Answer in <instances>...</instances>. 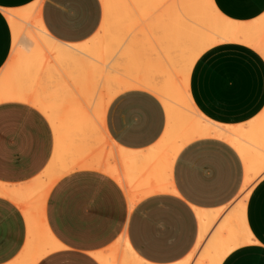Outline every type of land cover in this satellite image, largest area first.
<instances>
[{
    "label": "crops",
    "instance_id": "obj_1",
    "mask_svg": "<svg viewBox=\"0 0 264 264\" xmlns=\"http://www.w3.org/2000/svg\"><path fill=\"white\" fill-rule=\"evenodd\" d=\"M36 1L0 0V74L13 45L5 11ZM214 3L225 17L242 23L264 14V0ZM41 9L47 31L66 43L91 38L103 18L101 0H42ZM193 67L190 92L208 118L233 125L253 119L264 109V58L253 48L223 43L205 51ZM105 125L116 144L144 152L163 135L166 111L154 94L127 90L108 105ZM53 150V130L41 111L21 101L0 102L1 183H30L45 170ZM244 180L241 156L216 138L185 145L173 164V191L150 194L134 206L110 175L76 170L60 178L48 193L46 224L56 247L36 264H102L96 254L110 252L122 236L152 264L183 261L200 235L196 209L229 207L242 193ZM25 218L13 200L0 196V264H14L23 255L28 240ZM246 221L257 239L264 236V177L249 196ZM220 264H264V242L241 245Z\"/></svg>",
    "mask_w": 264,
    "mask_h": 264
},
{
    "label": "bare ground",
    "instance_id": "obj_2",
    "mask_svg": "<svg viewBox=\"0 0 264 264\" xmlns=\"http://www.w3.org/2000/svg\"><path fill=\"white\" fill-rule=\"evenodd\" d=\"M101 2L103 18L98 31L91 38L79 43L62 42L47 31L41 16L42 0L18 10H6L13 34L11 52L14 53L15 59L19 60V65L15 69L4 68L0 74V102L11 99L22 101L17 98L19 94L25 97L22 99L27 98L26 100L29 101V94L34 91L36 96L32 93L31 102L35 104L34 107L36 106L38 110L41 108L40 111L47 115L54 134V150L47 165L53 168L51 172L54 174L58 167L66 170L70 162L80 159V156L82 158V155L84 158L87 145L90 155L92 154V157L88 155L89 159H94L93 157L97 155L99 157L101 149L100 159L102 160V155L106 158L103 146L99 147V152L95 154L91 152L94 145L90 146L89 142L92 140L95 147L99 145L97 142L102 143L101 138L106 139L107 144L113 142L112 139L107 142V138L110 139L107 137L109 135L104 136L106 134L102 133L105 128V116L102 114L103 129L100 127L102 124L98 125L93 120L99 109L95 102L101 100L97 95L104 88L110 91L108 105L114 97L133 86L136 88L140 85L154 95L158 94L166 111V127L159 141L144 152L131 151L117 144L115 154L112 142L109 144L112 145L115 164L117 159L124 164L128 172L125 176L120 175L122 172L119 174L120 171L116 170V166L112 169L117 173L115 170L107 173L124 188L130 206H134L150 194L173 191V164L185 145L202 138H216L230 144L239 153L245 166L242 193L229 207L214 210L196 209L200 222L198 241L187 258L175 263L220 264L233 249L247 244L248 233L251 232L246 221V209L252 189L264 177L262 175L264 173V109L245 123L230 125L216 122L204 115L194 103L190 92V76L197 59L205 51L223 43L249 46L264 58V14L251 22L242 23L225 17L216 7L214 0H101ZM34 5L37 6L31 11ZM35 30L46 37L50 50L58 62L65 67L75 93H72V87L70 90L65 81L55 78L53 72L46 68L44 59L38 51L39 47L30 39ZM141 45L148 50V55L145 53L148 57L146 61L141 60L143 56H139L146 51L143 49L142 52H137ZM164 61L176 68L184 85H180L178 78L174 80L164 71ZM9 70L10 75L7 76ZM171 75L173 76V73ZM157 79L160 80L157 82ZM129 80L137 83L132 84L131 81L128 83ZM24 91L29 93L26 94ZM34 97L38 99V105L33 103L36 99ZM92 98L95 102L90 104ZM100 112H103V108ZM97 134L100 137L103 135L100 138ZM99 138L101 140H98ZM103 143L102 145L105 146L106 143ZM109 156L107 158H111ZM87 157L84 158V163H87ZM96 159L99 161V158ZM96 159L95 161L98 162ZM101 160L99 163H94L98 164L97 167L102 163L100 169L103 165ZM84 163L79 164L77 169L82 168L80 165ZM76 165L78 166V163ZM111 165L113 166V163ZM104 168L106 167H103V170ZM107 168L110 169L109 164ZM141 172H144V189L138 191L137 187V192L141 193L143 190L144 197L140 196L141 199L138 200L137 196L136 200V191L133 193L130 190L135 186L129 185L128 188V181L129 183L134 181L136 186L139 182L141 184V175V179L139 177L138 181L137 178L134 180ZM63 173L65 175L66 172ZM60 175L53 181H58L56 179H60L63 174ZM54 183L51 181V184ZM51 184L46 186L43 184V186L50 188L48 185ZM45 189L43 188L44 192H48V189L46 191ZM40 190L39 193L43 191ZM4 191L0 189V196H9ZM22 194L24 193L21 192ZM41 194L40 198L43 196ZM33 195L36 197L35 194ZM33 197L31 198L36 201ZM31 198H28L29 201H32ZM40 200H37L40 202L35 208L37 213L41 212L36 209L40 207L42 210L43 207L40 205L42 199ZM29 201H27L28 206L32 205L30 211H27L28 207L22 205L24 207L22 208L20 205L22 211L26 213L28 240L23 255L14 264H36L48 251L56 247V242L46 224V216L44 215L43 223H40L41 218L31 213V211L35 212L31 207L36 203ZM35 217H37L36 221ZM96 257L102 264H152L142 259L124 236L118 239L110 252L96 254Z\"/></svg>",
    "mask_w": 264,
    "mask_h": 264
},
{
    "label": "rangeland",
    "instance_id": "obj_3",
    "mask_svg": "<svg viewBox=\"0 0 264 264\" xmlns=\"http://www.w3.org/2000/svg\"><path fill=\"white\" fill-rule=\"evenodd\" d=\"M35 6H37V5H34V7L31 8V11H33V10L35 9ZM32 34H33V35L31 36L30 39H31L32 41L36 42L37 47H39V48H38V51L40 52L42 59H44V64H46V68H47V69H50V70L53 72L52 74H53V76H54L55 78H58V79H60V80H62V81H65L66 84L68 85V87H70V90H71V87H72V90H71V91H72V93H75V92L73 91V85L71 86L72 81L70 80V78H69L68 75L66 74L65 67H64L60 62H58V60H57L56 57L54 56L53 52L50 50V48H49V44H48V42H47V40H46V37H45L44 35L40 34V33H39L38 31H36V30L33 31ZM143 49H144L146 52L143 53V52H142ZM139 51L142 52V54H139V56H143V57H141V58H143V59H141V60L146 61V60L148 59V57H147V55H148V50L146 49V47H144V45H143V46L141 45V46L138 48V51H137V52L140 53ZM145 53H146L147 55H145ZM149 53H150V52H149ZM164 64H165V65H164ZM18 65H19V60H18V59H15V57H14V53L11 52V53H10V56H9V58H8V61H7L6 65H5V68H12V69H15L16 67H18ZM167 65H168V66H167ZM170 67H171V68H170ZM163 68H164V71H165L167 74H169L174 80H177V78H178L179 80H177V81H178V83L181 82L180 85H181V84L184 85L183 80L180 78V74L178 73V71L176 70V68L173 67V65L171 66L170 64L167 63V61H166V63H165V61H164V62H163ZM172 69H173V70H172ZM171 70H172V72H171ZM169 71H170V72H169ZM171 73H173V76L171 75ZM175 74H177V75H175ZM8 75H10V70H9V72L7 73V76H8ZM174 75H175V76H174ZM159 80H160V79H159ZM159 80L157 79V82H158ZM130 81H131V80H129L128 83H129ZM132 81H133V80H132ZM132 81H131L132 84H134V83L136 82V81H135V82H132ZM136 83H137V82H136ZM139 84H141V83H139ZM139 84H138V85H139ZM127 85H128V84H127ZM141 85H142V84H141ZM143 86H144V85H143ZM133 87H134V86H133ZM133 87H132V88L129 87L130 89H129V88H128V89L126 88L125 91H127V90H132V89H141V90L148 91L146 88H143L142 86H141V87H142V88H141L140 85H139L140 88H139V87H136V86H135L136 88H133ZM145 87H146V86H145ZM104 90H106V91H104ZM125 91H124V92H125ZM24 92H26V91H24ZM30 92H31V91H30ZM104 92H105V94H104ZM109 92H110V91H109ZM109 92H108L107 89L104 88V89L100 92V94L97 95V97L99 96V98H101V100L97 98L98 101H101V102L104 103V99H106V100H105V103H104L105 105L102 104V103H100V102H98L97 99H96L97 102H95V101H94V98H92L93 101H92V100L89 101L90 104H92L93 102H95V105L97 104V106H98V108H99V109H98V112L96 113V115L93 116V118H94L93 120L96 121V122L98 123V125L102 124V125H100L101 129L104 128L103 120H104V118H105L104 116L106 115V111H107V108H108V102H109L108 99H110V93H109ZM148 92H150V91H148ZM28 93H29V91L26 92V94H28ZM32 93H34L33 90H32V92L29 94V98H28L29 101L26 100L27 98H26V99H22V98H25V97H24V96L22 97L21 94H19L21 97L19 96V97H17V98H18V100L21 99L22 101H23V100L27 101V104H29V102H30V105H31V104H32L31 99H33V94H32ZM101 93H103V94H101ZM150 93H151V92H150ZM34 94H35V93H34ZM152 94H153V93H152ZM155 94H156V93H155ZM31 95H32V96H31ZM105 95H106V96H105ZM34 96H36V94H35ZM76 96H77V95H76ZM102 96H103V98H102ZM107 96H108V97H107ZM155 96H156V95H155ZM157 96H159V95L157 94ZM27 97H28V95H27ZM77 97H79V96H77ZM95 97H96V96H95ZM159 97H160V96H159ZM159 97H158V98H159ZM19 98H20V99H19ZM34 98H36V97H34ZM79 98H80V97H79ZM15 99H16V98H15ZM80 99H81V98H80ZM159 99H161V97H160ZM11 100H12V99H11ZM37 100H38V99L36 98V99H35L36 102L34 101L33 103H36V104H37V102H38ZM81 100H83V99H81ZM7 101H8V100H7ZM15 101H17V100H15ZM22 101H21V102H22ZM160 101H161V100H160ZM23 102H24V101H23ZM83 102H84V100H83ZM161 102H162V101H161ZM24 103H25V102H24ZM82 104H83V103H82ZM90 104H89V105H90ZM32 105H33V104H32ZM34 105H35V104H34ZM34 105H33V106H34ZM37 105H38V104H37ZM102 105H103V107H102ZM37 107L39 108V106H37ZM35 108H36V106H35ZM86 108H87V107H86ZM102 108H103V112H104V113H103V112H100V110H101ZM104 108H106V109H104ZM40 110H41V108L39 109V111H40ZM104 110H105V111H104ZM98 113H100V114L98 115ZM102 114H103L104 116H102ZM44 115H45V114H44ZM97 115H98V116H97ZM45 116L47 117V115H45ZM99 116H100V117H99ZM103 117H104V118H103ZM96 118H97L98 120H97ZM47 119L49 120L48 117H47ZM102 119H103V120H102ZM94 121H93V123H94ZM98 121H99L100 123H99ZM104 122H105V121H104ZM49 123H50V121H49ZM95 124H96V123H95ZM102 126H103V127H102ZM96 127H97V126H96ZM97 128H99V127H97ZM96 130H97V129H96ZM103 130H104V132H102V133H105V134H106V135H104V136L109 135V134L107 133V131H106V130H107V129H106V125H105V128H104ZM103 130H102V131H103ZM99 131H100V130H99ZM95 132H96V131H95ZM96 133H97V132H96ZM99 134H100V133H99ZM93 135L95 136V134H93ZM97 135H98V134H97ZM102 135H103V134H102ZM102 135H101V137H102ZM94 136H93V139H94ZM98 136H99V135H98ZM99 137H100V136H99ZM101 137H100V138H101ZM107 137H109L110 139H108ZM107 137H106V138H107V142H108V141L110 142L112 138L110 137V135L107 136ZM100 138H99L98 140H101V139H102V140H103L102 143H103V142L106 143V139L104 140V138H101V139H100ZM93 141H94V140H93ZM95 141H96V140H95ZM89 142H90V146L94 145V148H93V149L91 148V152H92V153H95V154H96L97 152H99L100 149L98 150V148H99V147L101 148V147L103 146V147H102V148L104 149L103 153H105L104 155H105L106 158H103L104 156L102 155V157H101L102 160L100 159V156H101V154H102V152H101L102 149H101L100 152H99V153H101L100 156L98 157V155H97V156L93 157L94 159L90 158V159H91V160H90V159H89V156L92 157V154L90 155V149H89V147H88V145H87V148H88V149H87V148H86V149L89 150V151L85 150V152H84V153H85L84 158L87 157V156L89 155V156L87 157L88 159L86 160L87 163H88V160L90 161V162L88 163L89 165H88L86 162H85V163L83 162L86 158L84 159V158H83V155H82V158H81V156H80V159H79V158L76 159L77 162H76V160H75L73 163L70 162V165H69V164L67 165L68 168L65 167V168H67L66 170H63L64 168H62V170H61V169H59V167H58V169H56V170H57V171L61 170V171H59L58 173H55V172H57V171H55L54 174H53V173H52V172H53V170H52L53 168L51 169L50 167L47 166V168H45V170H44L45 173L42 172V174H40L39 177H37L35 180L31 181L30 183H25V184H20V185H8V184H3V183L1 184V183H0V184H1V185H0V189H1V191H2V190H3V191L5 190L4 192L7 193V194L9 195V196H6V198H9V199H11V200H13V198H14L13 201H14L19 207H20V205H21L22 208H24V207L27 208V207H28L27 211H30L29 208H30V206H32L31 204H30V206H28V202H27V201H29V199H30L31 197L34 196L33 194H35V196H36V194L38 193L37 196H36V197H33V198H34V199L36 198V201L42 199V203H40V205H43L42 210L40 209V207H39L40 211H39V209H36V210H38V212H41V213H37V212L35 211L36 205L38 204V206H39V202H40L41 200L36 202V201L33 200L32 198H31L32 201H34L36 204L34 203V204H35V205H33L34 207H31V208H33V211H35L36 213H35V212H32V211H31V213H34L35 215L37 214L38 216H37V215H36V216H37L39 219L41 218L40 223H43L42 221H43V219H44V215H45V205H46V200H47L46 196H48V193H49L50 189L53 187V186H51V185H53V184H51V181H52V183H53V182L56 183L57 181H53V180H55V178H58L60 174H61V175L63 174L62 176L60 175V176H61L60 178H62L63 176H65V175H67V174H69V173H72V172H74V171H76V170H78V169H79V170H82V169H92V170H97V171H98V168L101 166L102 163L100 164L99 167H97L98 164L95 165L94 163H99V161L101 160V162L103 161V165H104V166L102 165L101 169L99 168V169H100V170H99L100 172H103V173H105V174H106L107 172L109 173V172H111L112 170H115V169H112V168H115V167L117 166L116 170L119 169V170H118V172L120 171L119 174L122 172L120 175H122V174H123V176L126 175V173L128 172V170H127V168L124 166V164H122V163H121L120 161H118L117 159H116V162H117L116 164H117V165L115 164V159L113 158V153H112V151H111V150H112V147H111L112 145H113L114 154H115V151L117 150V144H116L114 141H113V142L111 141L112 143L110 142V143L112 144L111 146L109 145L110 143H109V144L106 143L107 145H106L105 143H103V144H105V146H104V145H102V143L100 144L99 142H97L99 145H97L96 147H95V144L92 142V140L89 141ZM89 142H88V143H89ZM91 142H92L93 144H91ZM88 143H87V144H88ZM97 143H96V144H97ZM114 144H115V145H114ZM115 146H116V147H115ZM106 147H108V148L105 149ZM114 147H115V148H114ZM109 149H110V151H109ZM115 149H116V150H115ZM93 150H94V151H93ZM105 151H106V152H105ZM86 152H87V154H86ZM84 153H83V154H84ZM93 155H94V154H93ZM109 155H110L111 158H113V159H111V158H107ZM110 156H109V157H110ZM96 157L99 158V161H98V159H96ZM95 159H96L98 162H96ZM106 159H107V160H106ZM81 160H82V161H81ZM92 160H93V161H92ZM105 160H106V162H105ZM94 161H95V162H94ZM108 161H109V162H108ZM92 162H93V163H92ZM118 162H119L120 164H119ZM71 163H72L73 166L71 165ZM77 163H78V166L76 165ZM82 163H84L83 165L86 164V165H85L86 167L83 166V165H80V166H82V168L80 167V168L77 169V167H79V164H82ZM91 163H92L93 167L91 166ZM112 163H113V166L111 165ZM108 164H109V168H110V166H112V167L110 168L111 170L107 168V167H108ZM119 165H121V166H119ZM69 166H72V167H69ZM75 166H76V167H75ZM89 166H90V167H89ZM84 167H85V168H84ZM103 167H106V168H104V170H103ZM124 167H125V169H124ZM72 168H73V169L76 168V170L73 171ZM120 168H122V169H120ZM46 169H48V170H46ZM49 169H51V170H49ZM69 169H70V170H69ZM102 170H103V171H102ZM105 170H107V171L104 172ZM116 170H115V171H116ZM48 171H49V172H48ZM51 171H52V172H51ZM68 171H69V172H68ZM115 171H113V172H115ZM61 172H62V173H61ZM63 172H66L65 175H64ZM113 172H112V173H113ZM43 173H44V174H43ZM50 173H51V174H50ZM108 173H107V174H108ZM116 173H117V171H116ZM47 174H48V175H47ZM43 175L45 176L44 178H43ZM140 175H141L142 179H141ZM40 176H42V178H40ZM49 176H50V178H49ZM52 176H53L54 178H53ZM143 176H144V172H143V173L141 172V173H139V174L137 175V177L134 178V180L137 178L136 181H138L139 177H140V179H141V184H139V183H140V182H139V183H137V186H136V183H134V181H130L131 184H130L129 181H128V188L130 187L129 185H134V186L136 187V188H135V187H132V189H130V190L133 191V193L136 191L135 194H136V193H137V194H136V195L134 194V195H135V198L138 196V197H137L138 200L141 199L142 197H144V195L142 194V191H143V190H141V193H140V192H137V187H138V191H139L140 189H144V184H143V183H144V179H143ZM47 178H49V179H47ZM37 179H38V180H37ZM36 180H37V181H36ZM42 180H43V181H42ZM56 180H59V179H56ZM47 181H48V182H47ZM44 182H45V183H44ZM38 183H40V184H38ZM46 183H47V184H51V185H48V187L50 186V188L45 187V186L47 185ZM55 183H54V184H55ZM132 183H133V184H132ZM41 184H42V186H41V187H42V190H43V188H44V189H45V188L48 189V192H47L46 189H45V191H46L47 193L44 192V190H43V191L40 190V188H41L40 185H41ZM43 184H44L45 186H43ZM31 185H32V186H31ZM38 185H39V186H38ZM138 185H139V186H138ZM13 186H14V187H13ZM15 186H16V187H15ZM140 186H141V188H139ZM3 187H4V188H3ZM21 187H22V188H21ZM35 187H36L37 189H36ZM15 188H16V189H15ZM28 188H29L31 191H32V190H33V191H32V192L29 191ZM133 188H135V189H133ZM35 189H36V190H35ZM11 190H13L14 192L11 191ZM16 190H17V191H16ZM39 190L42 191V192H44V193H43V194H41L42 192L39 193V192H38ZM19 191H20V192H19ZM16 192H17V193H16ZM21 192L24 193V194L21 195ZM15 193H16V194H15ZM143 193H144V191H143ZM18 194H19V196H17ZM29 194H31V195H29ZM40 194L43 195L41 198L39 197ZM139 194H140V195H139ZM11 195H12V196H11ZM140 196H141V198H140ZM2 197H5V196H2ZM17 197H20V198H17ZM25 197H26V198H25ZM43 197L46 198V199H44ZM28 198H29V199H28ZM137 198H136V200H137ZM17 199H18V200H17ZM22 199H23V200H22ZM24 199H25V200H24ZM43 199H44L45 201H44ZM15 200H16L17 202H16ZM25 201H26L27 203H26ZM32 201L30 200L29 202L32 203ZM43 201H44V202H43ZM24 203H26L27 206L24 205ZM43 203H44V204H43ZM22 205H23L24 207H23ZM22 210H23V209H22ZM25 210H26V209H25ZM43 210H44V211H43ZM23 212H24V211H23ZM28 213H29V212H28ZM24 214L26 215L25 212H24ZM29 214H30V213H29ZM39 214H40V215L42 214V215H41L42 217H41ZM39 216H40V217H39ZM45 216H46V215H45ZM37 217H35V219H34L35 221H36ZM37 221L39 222V220H37Z\"/></svg>",
    "mask_w": 264,
    "mask_h": 264
},
{
    "label": "snow or ice",
    "instance_id": "obj_4",
    "mask_svg": "<svg viewBox=\"0 0 264 264\" xmlns=\"http://www.w3.org/2000/svg\"><path fill=\"white\" fill-rule=\"evenodd\" d=\"M262 175H264V173H262ZM262 242H264V236H261L259 239H257L256 234H254L252 232L248 233L247 243H249V244H259V243H262Z\"/></svg>",
    "mask_w": 264,
    "mask_h": 264
}]
</instances>
